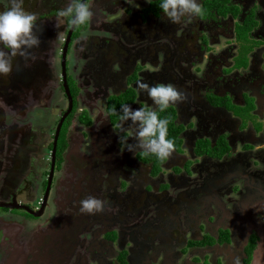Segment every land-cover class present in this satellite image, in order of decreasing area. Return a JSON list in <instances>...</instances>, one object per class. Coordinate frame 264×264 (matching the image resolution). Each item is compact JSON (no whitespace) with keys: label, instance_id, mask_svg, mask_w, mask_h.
Masks as SVG:
<instances>
[{"label":"flooded vegetation","instance_id":"1","mask_svg":"<svg viewBox=\"0 0 264 264\" xmlns=\"http://www.w3.org/2000/svg\"><path fill=\"white\" fill-rule=\"evenodd\" d=\"M206 1L203 15L172 24L161 0L140 10L134 0H87L94 19L73 28L57 20L68 0H23L40 45L29 50L35 60L13 58L0 76V264H264V0ZM101 30L117 38L90 32ZM72 48L86 61L79 74ZM134 57L153 69H134ZM138 81L186 95L159 113L176 136L166 161L120 143L134 129L122 131L113 110L154 107ZM44 83L53 100L39 103L58 111L46 141L16 124L8 133L6 105H21L13 92L41 94ZM89 196L104 201L102 213L80 212Z\"/></svg>","mask_w":264,"mask_h":264},{"label":"clouds","instance_id":"2","mask_svg":"<svg viewBox=\"0 0 264 264\" xmlns=\"http://www.w3.org/2000/svg\"><path fill=\"white\" fill-rule=\"evenodd\" d=\"M159 8L163 15L172 24H180L187 18L203 15V8L198 0H161ZM95 13L87 0H68L65 8L57 13V20H67L73 28L91 23ZM38 17L34 13L23 9V0H11L8 10L0 12V76H8L13 71V58L22 57L25 60H35L30 54L31 49L38 48L40 40L37 35ZM137 91L146 94L152 106L140 107L133 110L128 104L120 106L118 115L122 131L134 129L132 136L122 138L120 143L126 144L128 151L139 150L143 155L155 156L159 161L170 159L175 152V142L168 137L169 121L161 118L159 113L164 112L173 105L186 100V95L173 84H149L138 81ZM131 125L125 128V124ZM132 138L135 144H129ZM264 148V145H258ZM105 208L104 201L89 196L80 201V212L86 215L102 213ZM239 264V261H237Z\"/></svg>","mask_w":264,"mask_h":264},{"label":"rangeland","instance_id":"3","mask_svg":"<svg viewBox=\"0 0 264 264\" xmlns=\"http://www.w3.org/2000/svg\"><path fill=\"white\" fill-rule=\"evenodd\" d=\"M137 1H140L141 4L137 3ZM149 1H152V0H134V3H133L134 4V10H140V9L144 8L145 6L148 5ZM199 2H200V0H198V3ZM4 8L5 7L2 5V2L0 1V12H3ZM25 11L32 13V11L30 9H28L27 6H26ZM134 25H137V19H135ZM151 26H153L152 23L150 24V27ZM90 32H92L96 36H110V38H117V37H115L113 31L101 30L99 32H96V31L95 32L90 31ZM85 34H82V37H86ZM87 34H89V33H87ZM152 35H154V32L152 33ZM107 46L108 45H105V48ZM190 47L192 48L191 44H190ZM137 60H136V57H134V69L136 67L144 68L145 69L144 71H149V70L153 69L148 63H146V60L143 61L142 58H139ZM85 63H86V61L83 57V54L78 49L76 50V49L72 48L70 56L68 58V65H69L71 72H75L76 74L77 73L79 74L80 71L82 70V68L85 67ZM157 77H159V79H158L159 83H164L165 79L162 80V78H164V77H162L160 74ZM13 93L16 96L20 97L21 105L18 107H16V105H14V104L6 105L8 114H7L6 125L4 128L8 131V133H11V131L13 129L12 124H16L18 126V129H19V131H18L19 134H22L23 131L28 130V128H29V129H31V135L34 136V138H35V142L37 144L44 143L46 141L47 136L44 132H42V130L44 128L51 129L52 126H55L56 121H57L56 116L58 114V111H56L54 104H51L50 109L47 110L46 108L42 107L43 106L42 104L39 103L41 97H43L47 103H50L53 100V93H52L51 89L49 88L48 84H46V83L43 84V90H42L41 94L39 92L30 94L25 87L24 88L20 87L16 91H14ZM137 99L139 101V98H137ZM72 130H73V128H71L69 132H71ZM7 136H9V135H7ZM134 142L136 143L135 140H134ZM134 153H135V151H134ZM134 164H137L136 160H134ZM138 167L140 168L141 173H143L144 175H147L149 173L150 167L148 165H141L138 163ZM134 170H136V169H134ZM164 172L166 173V170H164ZM226 173H230V171H227ZM191 174H193V172H191ZM195 179L198 182H202V179L200 176L196 177ZM234 181H235V184H237L239 187L244 186V181L242 179H240L239 177H236L234 179ZM37 183H39V185L36 186V189H39L41 186V182L38 181ZM142 183H144V184L148 183L152 187L155 186V185H152L153 183H151V181H149L147 179V177H146V181H142ZM56 184H57V186L59 185V179L56 182ZM37 187H39V188H37ZM204 187H205V181H204ZM240 199L242 201L243 196ZM152 206L155 207L154 204ZM3 211H0V215H6V213ZM218 215H220V212H218ZM0 257H7V254H2V255H0Z\"/></svg>","mask_w":264,"mask_h":264},{"label":"trees","instance_id":"4","mask_svg":"<svg viewBox=\"0 0 264 264\" xmlns=\"http://www.w3.org/2000/svg\"><path fill=\"white\" fill-rule=\"evenodd\" d=\"M218 0H208V1H206L205 2V6H207V8L209 9V8H219V9H221L219 6H218ZM223 11V10H222ZM161 118H163V117H161ZM168 137H169V139H172V140H174V142H175V139H176V136H175V134H174V130H173V125H172V123H171V127H170V125H168ZM155 167V170H154V172L156 173V171H158V166H159V163L158 162H155V165H154Z\"/></svg>","mask_w":264,"mask_h":264},{"label":"crops","instance_id":"5","mask_svg":"<svg viewBox=\"0 0 264 264\" xmlns=\"http://www.w3.org/2000/svg\"><path fill=\"white\" fill-rule=\"evenodd\" d=\"M14 255L15 256L11 255L12 259H14L15 261H19L21 258V253L19 251H16V252H14Z\"/></svg>","mask_w":264,"mask_h":264},{"label":"water","instance_id":"6","mask_svg":"<svg viewBox=\"0 0 264 264\" xmlns=\"http://www.w3.org/2000/svg\"><path fill=\"white\" fill-rule=\"evenodd\" d=\"M65 56V55H64ZM25 210H27V212L30 214V215H39L40 213H35L34 211L30 210L29 208L25 207L24 208Z\"/></svg>","mask_w":264,"mask_h":264}]
</instances>
